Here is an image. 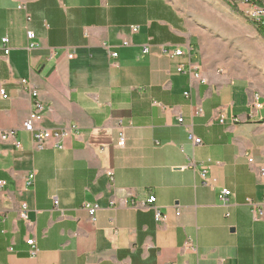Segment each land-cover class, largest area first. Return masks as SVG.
I'll list each match as a JSON object with an SVG mask.
<instances>
[{
    "label": "crops",
    "instance_id": "obj_1",
    "mask_svg": "<svg viewBox=\"0 0 264 264\" xmlns=\"http://www.w3.org/2000/svg\"><path fill=\"white\" fill-rule=\"evenodd\" d=\"M209 20L210 33L196 32L166 0H0L10 48L0 58V264H264V206L254 219L246 204L264 197V82L217 69L205 41L224 38L229 58L258 56L264 67V36ZM166 45L189 52L169 58ZM189 64L197 78L176 72ZM28 89L44 107L36 128L72 132L40 151L23 129ZM189 163L206 168L209 185ZM150 196L160 221L134 208ZM85 204L98 207L93 222Z\"/></svg>",
    "mask_w": 264,
    "mask_h": 264
},
{
    "label": "built area",
    "instance_id": "obj_2",
    "mask_svg": "<svg viewBox=\"0 0 264 264\" xmlns=\"http://www.w3.org/2000/svg\"><path fill=\"white\" fill-rule=\"evenodd\" d=\"M228 2H229V4H232L233 6H236V7L244 6L243 9L241 8L242 9L241 12L243 11L242 12L243 14L249 15V17L252 18L254 20V22L257 23L258 26L264 27V8L261 7V4L258 2V0H228ZM24 5H25L24 1H20L17 8L19 10H24ZM131 32L136 33L137 27H133L131 29ZM34 38L35 37H34V34L32 32H29V31L26 32V39L28 42V45H27L28 50L36 48V45L33 43ZM127 45H128L127 43H125V42L123 43V46H127ZM159 50H160L161 55L169 57V58H183V57H186V55L189 52V51H187V54H186L183 50H180L178 48L170 49L167 45L161 46L159 48ZM9 52H10L9 40L7 37H3L0 40V58L7 57ZM149 53H150V49L148 47H144L142 50V54L145 55V54H149ZM110 55L112 58H116V56H117L116 53H112ZM72 58H73V55H68V59H72ZM193 69H194V67H192L189 64L186 69H184L182 66L177 67L176 72L180 73V74L187 75L189 77L197 78L198 76L194 74ZM20 83L24 86L27 84V82L25 80H21ZM28 93H29V96L31 99L32 111L29 114L28 120L24 123L23 129L31 135L32 148L34 150H36V151L42 150L45 146L46 141L49 139L61 140V139H64V138H66L72 134L71 130L68 127L57 129V130H44V129L36 128L35 124L39 123L42 119V113H43L44 107L41 104V102L39 101L36 91L28 89ZM184 96L188 97V93H185ZM0 97L3 100H6L8 98L7 95L3 91H0ZM258 100H259L258 95H255L253 97V102H252V106H251L253 111H257L260 109V104L258 103ZM157 106H159V105H157ZM236 122H238V120H236V119L233 120V123H236ZM177 123H178V125L181 126L183 124V119L179 118ZM219 123L223 124V118L219 119ZM186 134H187V140L190 144H192L193 146L201 145V141L194 137L190 127H186ZM13 136H14V132H7L2 136V138L4 140L12 139ZM124 145H125V139H124L123 133L121 132L119 135L118 141H117V146L122 148V147H124ZM15 147L17 149L19 148V146L17 144H15ZM247 161L250 165L253 163L252 159H250V158H248ZM188 167L193 169V171H196V173H197V175H198V177L201 180L203 185H209V183H207V181L205 179V175H206V171H207L205 167H201L198 171L195 169L193 163H189ZM34 175H35L34 173L28 175V179H27L28 184H31L33 182ZM263 175H264V171L260 170V176H263ZM1 185H2V183H0V186ZM231 198H232L231 191L226 190V189H222L218 195V201L224 207L228 206ZM155 202H156L155 198L153 196H150L146 201L139 203V205H134V208L140 207L143 210H153L155 221H160L161 220V214L158 211V209L155 208ZM246 204L250 208V212H251L252 216L254 217V219H259L262 217L261 209L264 206V197L260 203H254L251 200H247ZM54 206H57V201H54ZM84 209L88 214L89 220L91 222H93L94 221V215H95L98 207L95 205H91V204H85ZM175 215L178 216L179 213L176 212ZM19 217L22 220H24L25 222H27L24 207H22L20 214H19ZM26 244L31 247L30 252H29L30 256H32V257L35 256L36 250H35L34 241L33 240L27 241ZM187 248L193 252L196 251V248L193 247L191 244H188Z\"/></svg>",
    "mask_w": 264,
    "mask_h": 264
},
{
    "label": "rangeland",
    "instance_id": "obj_3",
    "mask_svg": "<svg viewBox=\"0 0 264 264\" xmlns=\"http://www.w3.org/2000/svg\"><path fill=\"white\" fill-rule=\"evenodd\" d=\"M171 3L177 10H179L186 18L191 21L192 28L196 32L202 33L204 29L206 32H211L208 22L210 17H215L222 20L229 25V28L245 30V25L254 24L247 14H243L241 10L244 6L236 7L229 4L226 0H166ZM225 1V2H224ZM261 7L264 8V0H258ZM229 6L226 7L224 5ZM242 8V9H241ZM235 10V11H234ZM242 25V28L240 26ZM218 37L210 42L209 37L205 38L208 42L206 45V53L210 56H215L211 60L212 64H218L219 70L231 72L234 75H239L244 78L258 79V82H264V67L260 65L258 56L252 58L251 62H246L243 57L235 61L229 58L232 54L234 47L228 45V40ZM240 55V54H237ZM253 102V100H252ZM252 102L250 105V114L253 115L255 111L252 110Z\"/></svg>",
    "mask_w": 264,
    "mask_h": 264
},
{
    "label": "trees",
    "instance_id": "obj_4",
    "mask_svg": "<svg viewBox=\"0 0 264 264\" xmlns=\"http://www.w3.org/2000/svg\"><path fill=\"white\" fill-rule=\"evenodd\" d=\"M252 25L257 29V31L259 32V34L261 36H264V27H261V26L255 25V24H252Z\"/></svg>",
    "mask_w": 264,
    "mask_h": 264
},
{
    "label": "bare ground",
    "instance_id": "obj_5",
    "mask_svg": "<svg viewBox=\"0 0 264 264\" xmlns=\"http://www.w3.org/2000/svg\"><path fill=\"white\" fill-rule=\"evenodd\" d=\"M227 2H228V0H226ZM229 3V2H228ZM246 15V14H245ZM248 17H249V15H247ZM250 18V17H249ZM251 19V21L255 24V25H257V23L256 22H254V20L252 19V18H250Z\"/></svg>",
    "mask_w": 264,
    "mask_h": 264
}]
</instances>
